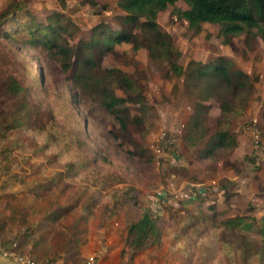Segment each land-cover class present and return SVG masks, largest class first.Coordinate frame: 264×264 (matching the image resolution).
Returning a JSON list of instances; mask_svg holds the SVG:
<instances>
[{"label":"rangeland","instance_id":"obj_1","mask_svg":"<svg viewBox=\"0 0 264 264\" xmlns=\"http://www.w3.org/2000/svg\"><path fill=\"white\" fill-rule=\"evenodd\" d=\"M4 1L0 0L1 9ZM14 1H20L38 21H46L45 15L51 11H62L77 25L82 37L100 21L112 28L120 25L116 0H95L93 5L64 0L65 9L58 0ZM176 6L185 7L182 2ZM171 9L159 12L156 22L172 37V58L182 64L191 58L211 64L220 55L252 77L245 109L229 124L234 145L208 160L196 159L182 138L193 106L182 79L171 76L166 63L152 62L144 47L134 49V40L116 45L100 57V67L117 66L132 77L143 95L151 127L128 122L123 129L112 126L109 118H94L96 134L91 133L89 138L108 155L104 162L106 172H110L107 183H114L106 188L92 186L93 175L84 171L85 181L80 174L60 176L63 168L37 152L38 146L29 142L27 132L19 144L13 143L6 157L0 150V247L9 257L36 264H199L208 258L206 264H218L223 258L220 254L201 259L210 251L199 252L187 243L186 236L177 239L174 228L188 223L185 211L207 210L213 203L217 211L227 215L263 214L264 202L257 205V201L264 196V40L240 35L231 36L225 43L218 37L216 26L209 24L200 33H193L187 30L185 20L171 14ZM17 51L24 52L29 57L27 63L37 70L35 63L40 60L32 50L23 51L16 43L10 47L2 44L0 81L5 73L16 74L23 65L25 58H18L14 54ZM41 58L44 67L39 64L47 84H57L63 75L43 54ZM34 88L38 92L35 84ZM116 91L123 94L120 88ZM11 102L12 98L0 89V116ZM202 103L207 106V124L213 132L220 99L210 97ZM135 106L131 103L130 114ZM43 112L36 114V121L46 120ZM10 143L7 141V147ZM115 174L133 188L140 210L147 209L164 221L159 243L131 256L124 251V237L128 223L138 216L133 208L114 206L112 189L123 185L116 182ZM238 182L250 199L237 191ZM199 195L208 201L200 200ZM58 205L66 208L62 216L47 220L45 213ZM230 264L242 263L235 260Z\"/></svg>","mask_w":264,"mask_h":264},{"label":"trees","instance_id":"obj_2","mask_svg":"<svg viewBox=\"0 0 264 264\" xmlns=\"http://www.w3.org/2000/svg\"><path fill=\"white\" fill-rule=\"evenodd\" d=\"M58 2L65 9V1ZM180 2L185 7L176 6ZM82 3L93 5L95 0ZM116 5L121 12L118 28L100 21L82 37L77 25L62 11H51L45 15L46 21H38L20 1L2 3L0 45L10 47L16 43L23 51L32 50L44 67L43 54L63 75L57 84L48 85L39 63H35L37 70L34 71L24 52L14 53L25 60L16 74L9 71L0 81L2 92L12 98L8 109L0 116V150L5 157L13 143L19 144L27 132L29 142L38 146L36 151L63 168L60 176L80 174V179L85 181L88 178L83 175L84 171L93 175L91 185L96 188L114 184L107 183L110 172H106L104 162L108 155L89 138L91 133L96 134L92 127L94 118H109L112 126L123 129L128 122L151 127V121L143 95L132 77L117 66L100 67L99 60L114 46L133 40V48L147 49L152 62L166 63L170 75L181 78L185 92L192 96V111L182 138L185 147L195 153V158L202 162L234 145L229 124L245 109L252 77L220 55L211 64L194 58L185 64L178 63L177 58L171 57L172 37L158 27L156 17L172 7L171 14L185 20L190 32L200 33L203 26L209 24L216 26L218 37L225 43L231 36L240 35L259 36L264 40V0H116ZM75 36L76 40L72 41ZM119 88L122 95L116 91ZM210 97L220 99L213 132L207 124V106L202 103ZM131 103L137 107L130 114ZM42 112L46 120L36 121V116ZM7 141L11 142L8 147ZM51 178L53 182L55 176ZM116 180L124 182V178L117 175ZM112 190L114 206L133 208L138 216L127 225L124 251H129L131 256L156 246L163 235L164 221L160 222L149 210L137 207L132 187L123 183ZM34 192L37 195V191ZM199 198L208 201L201 195ZM63 206L46 212L47 220L61 217L66 210ZM206 209L185 211L188 223L177 224L174 228L177 239L186 236L187 243L199 252L209 250L210 254H202L201 259L220 254L223 258L218 259V264H230L235 260L242 264H264V210L260 217H255L227 215L217 211L213 203ZM195 237L199 241L194 240ZM206 262L202 260L199 264Z\"/></svg>","mask_w":264,"mask_h":264},{"label":"built area","instance_id":"obj_3","mask_svg":"<svg viewBox=\"0 0 264 264\" xmlns=\"http://www.w3.org/2000/svg\"><path fill=\"white\" fill-rule=\"evenodd\" d=\"M0 253L3 256L13 260L14 262H16L18 264H36L33 261H29L28 259H22V258H18V257L17 258H11V257L8 256V254L1 247H0Z\"/></svg>","mask_w":264,"mask_h":264},{"label":"crops","instance_id":"obj_4","mask_svg":"<svg viewBox=\"0 0 264 264\" xmlns=\"http://www.w3.org/2000/svg\"><path fill=\"white\" fill-rule=\"evenodd\" d=\"M259 108H261V107H259ZM264 108V107H263ZM264 110V109H263ZM256 120V119H255ZM228 178H230V179H233V177L232 176H228ZM238 189H237V191L241 194V195H243V196H245V197H247V199H250V197L248 196V195H246V192L244 191V188L240 185V183L238 182ZM201 191H203L202 189H201ZM258 204L257 205H259L260 203H263L264 202V196H262L258 201ZM219 205V204H218ZM102 264V263H101Z\"/></svg>","mask_w":264,"mask_h":264},{"label":"water","instance_id":"obj_5","mask_svg":"<svg viewBox=\"0 0 264 264\" xmlns=\"http://www.w3.org/2000/svg\"><path fill=\"white\" fill-rule=\"evenodd\" d=\"M0 264H18L0 253Z\"/></svg>","mask_w":264,"mask_h":264}]
</instances>
